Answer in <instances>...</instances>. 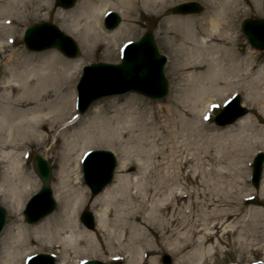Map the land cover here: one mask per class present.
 Returning <instances> with one entry per match:
<instances>
[{
  "label": "bare ground",
  "instance_id": "1",
  "mask_svg": "<svg viewBox=\"0 0 264 264\" xmlns=\"http://www.w3.org/2000/svg\"><path fill=\"white\" fill-rule=\"evenodd\" d=\"M52 1L0 0V50L10 52L2 59L0 72V202L14 217V227L10 226L3 238L6 252L1 264H22L28 255L52 249L57 250L58 264H69L77 257L100 258L105 264H119L122 259L125 264H156V258H147L148 252L150 255L155 252L154 243L142 238L150 231H144L140 225L156 224V217L164 215L155 205V198L165 190L173 194L167 184L175 181V175L169 171L170 167H164L166 157L163 155L171 139L165 131L168 123L163 122L161 132H157L148 127L144 116L147 111L143 112L145 121L142 119L137 125L129 114L122 113L121 109L130 108L117 109L116 115L110 118L97 104L82 121L86 116L77 117L72 111V83L83 60L89 58L94 49L104 47L110 51L133 36L129 23L136 21L138 13L163 17L158 32L168 37L169 48L172 45L178 50L177 55L183 59L181 65L188 70L181 80L204 106L202 109L214 103L213 98L235 91L243 92V104L249 109H258L257 115L249 114L233 126L208 130L209 143L223 148L222 163L233 161V155L235 162L245 169L246 161L255 150L264 151V65L258 66L251 60L253 53L248 54L246 62L235 53L234 48L240 41L236 27L238 19L252 10L264 15V0H199L205 7L204 12L185 16L169 13L172 5L181 0H78L71 9L57 11ZM53 11H56L60 28L83 49V58L67 59L55 50L27 52L18 46L19 33L15 27L39 18L45 20ZM107 11L124 19L116 30L107 31L101 25ZM4 36L9 46L4 44ZM175 50L170 52L174 57ZM178 59L176 57L175 61ZM134 101H137L135 97L130 98L126 105ZM172 102L165 110L157 108L158 115L164 114L163 118L173 115ZM175 108H179L176 102ZM152 114L154 117L156 113ZM180 116L181 124L191 123L183 118L186 116L183 112ZM204 116V111L199 115L194 113L201 123L198 132L204 131ZM51 135L61 146L59 170L52 186L59 209L35 225H26L18 218L24 201L38 185L33 170L29 172L26 168L25 149L31 145L46 149ZM123 139L131 141L133 149L130 151L136 156L130 157L122 150L118 171H129L135 164L139 173L117 176L113 185L89 199L80 182L83 154L91 148ZM52 150L50 147L44 153ZM44 153L40 155L46 157ZM260 189L264 193V172ZM173 196L177 203L186 198ZM208 199L192 204L189 197L187 203L207 208L214 202ZM86 204L95 219L93 232L82 228L78 221V214ZM250 213L259 215L258 209L253 207ZM222 214L225 212L219 213ZM234 214L214 218L213 228ZM262 217L264 222V215ZM32 244L37 245L36 249ZM202 246L199 245V250ZM199 250H196L197 260L204 255Z\"/></svg>",
  "mask_w": 264,
  "mask_h": 264
},
{
  "label": "rangeland",
  "instance_id": "2",
  "mask_svg": "<svg viewBox=\"0 0 264 264\" xmlns=\"http://www.w3.org/2000/svg\"><path fill=\"white\" fill-rule=\"evenodd\" d=\"M54 1L55 0L52 1L53 6ZM187 2L196 3L201 7V13L195 15H200L204 12L205 7L199 0H181L179 2H176L171 7V9L179 4ZM171 9L169 11L170 16H175L171 13ZM55 10L57 11V8H55ZM56 11L49 13L46 16L45 20H43V18H39L36 21L28 22L26 25H18L17 27H15L19 33L18 46L21 48V50L24 49L29 52L24 47L22 40L25 29L36 24L51 23L54 26L58 27L63 34L69 36L77 45L78 55L73 59L83 58L84 51L81 46L73 37L65 33L60 28V23L56 20ZM43 15L44 13H42V16ZM120 18L121 24H123L124 19L122 17ZM135 19L136 21L134 23H129V25L131 26L130 34L132 33L133 36L125 40L124 43L135 42L146 32H151L153 34L155 44L160 54L164 55L167 59V64L164 68V75L168 84V94L162 101H151L135 94H127L120 97L103 99L97 102L96 106L101 107L102 113L110 118H113V116L116 115L117 109L120 110V108H130L121 109L123 111L122 113L129 114L134 120V123H137V125H139L140 121L143 119V112L145 113L147 111L146 115L144 116L148 121V127L152 130H157V132H161L159 128L160 126L164 125L163 122L168 123L165 131L168 135H171V139L167 141V145L164 148L163 155L166 157V160L164 161V167H170L169 171L172 173V175H175V181L173 180V182H168L167 184V187L171 189L173 194H170L169 191L167 192V190H165L162 191L157 198H155V205L163 211L162 215L164 216L156 217L157 220L155 221L156 224L154 225H140V228L144 231H146V229L150 231L149 233L146 231L147 237L142 238H144L148 242L154 243V246L156 247L153 255H150L149 252L147 253L148 260L153 257L156 258V264H162L161 257L167 254L168 256H170L172 264H264V222L262 217V215H264V193L261 191L260 187L255 189L250 183L251 164L253 157L257 152L264 153V151L255 150L246 161V164H248V166H245V169L243 168V165L241 163L237 164L235 162L233 155H231L233 161H231L230 159L226 160V163H222L223 159H221V157L222 153H224L222 151L223 148L215 147L216 144L214 142L211 144L207 140V136L209 135L208 130L220 129L213 124V118L219 110L215 111L213 116L210 115L211 118L207 121L208 123L203 126L204 129L202 130L204 131L198 132L197 127L199 128L201 126V123L199 117H194V113L198 112L199 115V112L206 111V109H202L204 106H202L200 102H197L195 94L191 93L190 89L187 87V84L184 83L185 81L181 80L182 74L186 73V71L188 72V70H186L181 65L183 59H180L179 55H177L179 53L178 50H175L172 45H170L169 48L168 37L164 35V33L158 32L159 24L163 20V17H153L138 13ZM245 19L264 20V15L257 14L255 13V10H252L250 14L242 15L238 19L236 30L240 36V41L239 45L234 48V51L239 55V58L241 60L243 59L244 62H246L247 58H249L248 54L253 53V59L251 60L256 62V65L263 66L264 53L253 51V49L248 46L246 38L240 31V24ZM3 38H5L4 44L6 45V36H4ZM49 39L50 38L48 36H37L36 45H43ZM121 46H118L119 48L113 46L110 51H107L104 47L96 48L90 54L89 58H85L83 60L79 69V73L71 86V92L74 94V105L76 104L75 87L82 73V68L95 63L119 64V51ZM171 49L175 50V57L173 56L174 54H171L173 53L171 52ZM42 52L44 51L34 53ZM9 53L10 52L7 50H0V72L2 70L1 61ZM108 56L112 57L108 58ZM176 57L177 59L179 58L177 62L175 61ZM207 64H209V62H207ZM179 65L180 67H178ZM91 81H95V79H91ZM237 95H239L241 98V106L247 109V114L245 116L249 114L255 116L258 114L257 108L252 111L251 109H249V107H247V105L243 104V92H240ZM134 97L137 101H134L132 105L127 106L126 104L130 100V98ZM230 97L231 95L229 96L225 94L224 96L213 98L212 101L221 104V101L223 99H229ZM172 100V103H174L171 108V110L173 111V115L167 118H163L164 114L158 115V110L156 109L162 108V110H165L170 105V101ZM175 102L179 107L178 109L175 108ZM90 109L91 108H89L86 114L83 115L86 117H81L82 121L88 118ZM72 111L74 112V114H77L76 110L72 109ZM150 111L156 113L154 117L152 114L153 112ZM182 112L186 115L183 118L187 119L191 123L188 122L187 125H184L179 122V118H181L180 115H182ZM50 147H53V150L51 152L44 153V151L49 149ZM132 149L133 147L131 141L129 142L127 139H123L119 143L118 141H116L113 144L92 148L90 150H108L113 152L117 157L119 165L122 150H126L127 155L135 158L134 156H136V153L130 151ZM25 151L26 153H28V158L25 160V162L26 168L29 172H32V170L34 172L32 155H40V153L45 154L46 157L44 158L50 163V187L53 193L52 186L56 181V175L59 170L58 156L61 154L60 143L57 142L55 138H53V135H51L46 149L43 147H41L40 149L36 145H31L29 148L25 149ZM217 156L218 161L216 160ZM123 157H126V155ZM136 173L139 172L135 164L131 166V169L129 171L125 169L119 172L117 168L115 178L117 176H136ZM221 173L223 174L222 176ZM35 177L38 188L24 201L22 211L26 201L32 195L37 193L41 188V182L36 175ZM70 179L72 178L70 177ZM80 182L82 184V187L87 190L89 199L93 198L89 190L84 186L82 182L81 171ZM113 184L114 181L111 185ZM205 193L206 195H204ZM174 194L182 195L186 198L182 201L180 200L177 203L175 202L173 196ZM189 197L192 204H197L207 197L209 198L208 200L211 199L214 202L211 206L208 203L209 206L207 208L197 205H192V207L187 203ZM248 197H254L253 204L255 205L244 202V200ZM221 200H223L224 202H221ZM252 207L258 209V216H254L252 213H250V209ZM0 208H2L6 213L5 227L0 234L1 264V262L4 260L6 252L3 238L8 228L10 226L14 227V217L10 215L9 210L1 202ZM58 209L59 206L56 203V208L53 213L57 212ZM22 211L21 216L18 219H20L23 224H26L23 220ZM83 211H87L93 214L90 206L86 204L78 214V221L80 218V214ZM215 211L217 213H215ZM221 212H225V214L235 212V214L222 220V224L220 226H216L213 228L214 224L216 223V221H214V218H220L225 215H219V213ZM215 215L219 216L214 217ZM79 223L82 228H85L80 221ZM141 229L140 232H144ZM93 231H95V228ZM202 244L203 246L201 248L203 249L199 250V245ZM36 246V244L31 245L33 249H36ZM196 250H199V253L204 254L203 259L197 260ZM147 251L148 250H146L145 252ZM37 254L52 255L55 257V264H58L59 256L56 249L38 252L36 251L31 256ZM83 260L86 259L77 257L76 259H71L69 261V264H77L78 261ZM89 260H94L98 261L100 264H105V261L100 258ZM143 260L146 259L143 257ZM23 264H25V262H23ZM119 264H125V261L122 259Z\"/></svg>",
  "mask_w": 264,
  "mask_h": 264
},
{
  "label": "water",
  "instance_id": "3",
  "mask_svg": "<svg viewBox=\"0 0 264 264\" xmlns=\"http://www.w3.org/2000/svg\"><path fill=\"white\" fill-rule=\"evenodd\" d=\"M75 0H57V5L70 7ZM199 8L194 4L182 5L175 9V13L197 12ZM119 18L110 14L105 20V27L112 30L119 24ZM243 32L248 39L249 45L264 51V21H246L243 25ZM50 34L55 36L45 46L39 48H56L67 57H75L78 54L75 44L70 38L63 35L57 28L50 24H42L30 28L25 35V44L31 50H36L33 45V38L38 34ZM165 58L157 52L151 34H145L137 43L127 46L123 54L121 65L94 64L85 68L83 77L77 88L80 113H83L96 100L111 96L121 95L128 92H135L154 100L163 99L167 93L166 81L163 74ZM101 76L98 84H89V77L92 74ZM246 111L239 106L237 97L215 118L214 122L219 127L233 124L237 119L243 117ZM35 173L41 180L43 186L38 194L33 196L26 205L23 215L28 224H35L45 216L53 212L55 203L49 187L50 168L48 162L39 155L33 157ZM263 156L259 154L254 162L253 184L257 186ZM115 168L113 155L105 151L91 152L83 164V179L93 195L98 194L107 184L111 182ZM81 221L92 228L91 215L84 213ZM5 223V212L0 209V231ZM164 264L170 260L164 256ZM30 264H54L49 256L39 255L31 260ZM87 264H97L90 262Z\"/></svg>",
  "mask_w": 264,
  "mask_h": 264
},
{
  "label": "snow or ice",
  "instance_id": "4",
  "mask_svg": "<svg viewBox=\"0 0 264 264\" xmlns=\"http://www.w3.org/2000/svg\"><path fill=\"white\" fill-rule=\"evenodd\" d=\"M221 105H219V104H215V103H213L210 107L212 108V109H217V108H219ZM211 117H209V116H204V120L205 121H207V120H209Z\"/></svg>",
  "mask_w": 264,
  "mask_h": 264
}]
</instances>
